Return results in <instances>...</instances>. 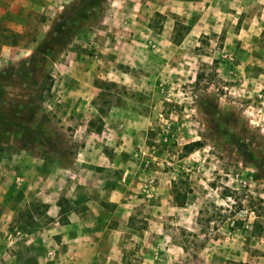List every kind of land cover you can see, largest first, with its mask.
Instances as JSON below:
<instances>
[{
  "label": "rangeland",
  "instance_id": "rangeland-1",
  "mask_svg": "<svg viewBox=\"0 0 264 264\" xmlns=\"http://www.w3.org/2000/svg\"><path fill=\"white\" fill-rule=\"evenodd\" d=\"M152 4L127 28L95 26L110 39L97 54L88 24L70 64L60 45L73 34L50 33L38 60L11 64L0 30V182H107L99 218L114 207L104 227L119 232L103 236V256L118 260V242L128 264L155 244L149 264H264V0ZM37 206L7 219L9 242ZM77 228L63 244L80 250L95 235Z\"/></svg>",
  "mask_w": 264,
  "mask_h": 264
},
{
  "label": "crops",
  "instance_id": "crops-1",
  "mask_svg": "<svg viewBox=\"0 0 264 264\" xmlns=\"http://www.w3.org/2000/svg\"><path fill=\"white\" fill-rule=\"evenodd\" d=\"M71 1L0 0V30L7 36L5 44H2L1 54H4L5 58L11 61V64H14L18 59L27 61L29 57H32L37 45L49 39V34L52 33V28L58 20L57 17L64 10L70 9L72 6ZM151 4L152 0H105L98 18L95 22L90 23L93 29L90 31L88 38L92 40L91 43L96 47V54L102 48L105 39L106 43L110 39L104 34H99L102 30L100 27L95 26L100 23L110 28L116 25L127 28L131 26L132 22L145 19L144 10L150 9ZM155 4L156 1L152 5ZM158 9L161 8L158 7ZM75 34L79 33H74L69 37L64 47L67 49L63 54L64 63L70 64L71 59L77 60L80 56L79 51L73 44L76 41ZM67 45L69 48L66 47ZM36 56L38 60L39 55ZM67 71L69 72H67L68 77L75 76L70 72L71 70L68 69ZM106 183L18 182L17 184V182H0V264H128L127 258L122 259L121 257L124 246L118 242H111V244L116 253H119L118 258L120 260H116L114 256L111 258L103 256V236L107 237L119 232L118 228L117 230H113L112 227L107 228L108 219L117 217V210L114 207L111 209L106 207L108 209L106 211L110 212L106 213L104 219L99 218L100 212L104 208L100 203L102 196L99 197L98 195L102 192V185ZM110 189L108 190L109 194L105 198L103 197L107 199L106 206L113 204ZM13 193L17 196H11ZM63 200H67L72 204H75L74 202L84 203V208L62 211L59 202ZM26 202L36 206L43 205L42 210L44 212L39 214L36 208L35 212H31L29 223L20 221L15 231L17 235L19 234L15 237L16 243H11L7 240V219L14 217ZM12 205L19 206L18 210H12ZM60 212L66 214L65 221H58V217L61 216ZM41 218H52L54 221H52L51 226L41 230ZM104 220L107 221L105 227ZM75 225L78 226L77 229L85 230V228H88L89 233L95 235L94 240H90L86 238V234H83L84 240L82 242L86 240L90 243L86 244L85 241V244L80 245V250H77L78 244L67 246L63 244L67 241L66 232L68 229L70 230L71 226ZM55 235L62 239L60 243L51 241L55 238ZM114 236L116 235L109 237L114 240ZM115 241H118V239ZM155 245L156 247L148 246L144 249L148 255L151 252L161 253L160 244ZM105 246L107 247V245ZM157 247L159 248L157 249ZM72 254L78 255L72 256ZM148 255L143 256L142 264H149L152 260ZM155 256L157 257V254Z\"/></svg>",
  "mask_w": 264,
  "mask_h": 264
},
{
  "label": "trees",
  "instance_id": "trees-1",
  "mask_svg": "<svg viewBox=\"0 0 264 264\" xmlns=\"http://www.w3.org/2000/svg\"><path fill=\"white\" fill-rule=\"evenodd\" d=\"M104 0H82V4L78 9L73 8V12L70 13L68 10H64L61 12L60 16L58 17V20L55 22L53 28H52V34L53 33H58L60 34L61 32H66L67 34H74L86 27V25L95 22V20L98 18L102 4ZM76 9V10H75ZM65 29V30H63ZM52 42V41H51ZM55 41H53L54 43ZM67 42L62 43L60 45L62 48L65 47ZM39 45V44H38ZM35 48L32 57L36 56L39 54V46ZM43 53V52H42ZM40 60H43L40 58ZM36 62V59H35ZM47 77V76H46ZM42 90H43V84H40L38 86L37 92L35 97L41 98L42 96ZM200 145L199 141H193L185 145L186 148L194 149V147H197ZM61 205V210L63 211H68L70 209V203L67 200H63L59 202ZM66 204V205H63ZM62 206L64 209H62Z\"/></svg>",
  "mask_w": 264,
  "mask_h": 264
}]
</instances>
